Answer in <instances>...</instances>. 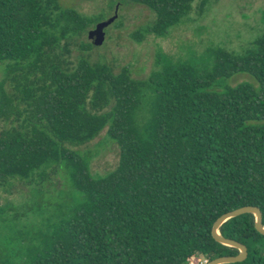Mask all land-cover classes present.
<instances>
[{
    "label": "trees",
    "instance_id": "trees-1",
    "mask_svg": "<svg viewBox=\"0 0 264 264\" xmlns=\"http://www.w3.org/2000/svg\"><path fill=\"white\" fill-rule=\"evenodd\" d=\"M217 0H202L200 13ZM196 0H118L154 13L131 38H163ZM111 9L115 5L110 6ZM61 0H0V188L33 199L0 207V264H190L235 256L212 236L215 221L245 206L264 225V32L242 53L217 47L210 65L157 53L145 79L91 60L75 39L102 21ZM245 73L255 83L221 87ZM214 88H219L214 91ZM104 130L118 165L91 170L81 150ZM222 236L264 264V235L252 214Z\"/></svg>",
    "mask_w": 264,
    "mask_h": 264
},
{
    "label": "rangeland",
    "instance_id": "rangeland-1",
    "mask_svg": "<svg viewBox=\"0 0 264 264\" xmlns=\"http://www.w3.org/2000/svg\"><path fill=\"white\" fill-rule=\"evenodd\" d=\"M117 2L118 0H61L63 7L74 8L84 15L102 14V21L115 15ZM112 5H115L113 9L110 7ZM201 5L202 0H196L189 16L182 24L170 29L166 37L149 35L140 43L133 40L131 35L151 24L155 19L154 13L140 5H119L117 19L105 29L103 45L95 46L91 51V60L111 65L116 73L123 67H128L133 78L145 79L155 69L159 50L173 60L186 59L203 68L211 64V55L217 47L242 53L264 32V0H217L210 3L203 13H200ZM92 29L94 28L89 31ZM89 31L75 39L77 46L73 47L71 58L74 63L82 54L79 44L90 41ZM2 76L3 67H0V81ZM240 83H255V80L250 75L241 73L228 80H221L218 85L235 87ZM213 90L218 91L219 88ZM6 126L4 122H0V130ZM81 150L94 154L91 164L94 175H104L118 165L119 149L107 138L106 130ZM32 199L30 189L21 184H16L12 194L5 193L0 188V207H21ZM2 230L0 229L1 242L6 239ZM0 247L3 249V244ZM191 262L205 264L206 260L199 258Z\"/></svg>",
    "mask_w": 264,
    "mask_h": 264
},
{
    "label": "water",
    "instance_id": "water-1",
    "mask_svg": "<svg viewBox=\"0 0 264 264\" xmlns=\"http://www.w3.org/2000/svg\"><path fill=\"white\" fill-rule=\"evenodd\" d=\"M117 11H118V6L116 7L115 15L113 17L109 18L106 21L99 22L94 27V29L89 31L88 38L90 42L93 43L94 46L103 45L104 40H105V34H106L105 29L115 22V20L118 17ZM243 214H252L255 218L256 230L260 234L264 235V225L262 222L263 216H262V212L260 208L253 207V206H245V207H240L238 209L230 211L228 213H225L215 221L213 225V229H212V236L218 243L224 246L230 247V248H234L238 250L239 253L235 256H224V257L213 259L211 261H206L205 264H232V263L243 262L244 260H246V258L248 257V248L245 245L233 239L225 238L220 233V228L224 223H226L227 221L231 219L239 217Z\"/></svg>",
    "mask_w": 264,
    "mask_h": 264
},
{
    "label": "built area",
    "instance_id": "built-area-1",
    "mask_svg": "<svg viewBox=\"0 0 264 264\" xmlns=\"http://www.w3.org/2000/svg\"><path fill=\"white\" fill-rule=\"evenodd\" d=\"M191 264H194V263L191 262Z\"/></svg>",
    "mask_w": 264,
    "mask_h": 264
}]
</instances>
